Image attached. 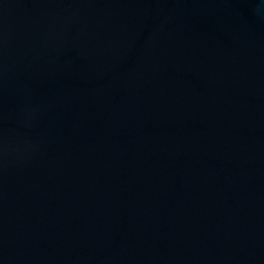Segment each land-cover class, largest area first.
<instances>
[{"label": "water", "instance_id": "95a60500", "mask_svg": "<svg viewBox=\"0 0 264 264\" xmlns=\"http://www.w3.org/2000/svg\"><path fill=\"white\" fill-rule=\"evenodd\" d=\"M0 264H264V0H0Z\"/></svg>", "mask_w": 264, "mask_h": 264}]
</instances>
